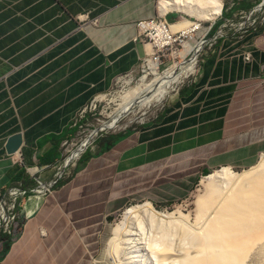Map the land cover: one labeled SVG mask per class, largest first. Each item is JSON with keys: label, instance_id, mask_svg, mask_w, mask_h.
<instances>
[{"label": "crops", "instance_id": "1", "mask_svg": "<svg viewBox=\"0 0 264 264\" xmlns=\"http://www.w3.org/2000/svg\"><path fill=\"white\" fill-rule=\"evenodd\" d=\"M221 2V15L207 29L213 48L173 98L137 127L99 135L69 178L41 192L55 178L60 144L75 135L79 111L152 54L135 26L161 15L160 5L0 0V200L18 191L11 233H0V264H89L99 230L131 201L177 202L212 170L258 163L263 0ZM82 14L89 20L78 19ZM178 14L168 12L166 20L175 23ZM14 134L21 146L8 155L5 143Z\"/></svg>", "mask_w": 264, "mask_h": 264}, {"label": "bare ground", "instance_id": "2", "mask_svg": "<svg viewBox=\"0 0 264 264\" xmlns=\"http://www.w3.org/2000/svg\"><path fill=\"white\" fill-rule=\"evenodd\" d=\"M159 5L161 15L175 11L210 22L219 15L222 2L160 0ZM169 29L171 33L190 35L195 24L186 20L170 24ZM199 45L185 42L176 56L184 60L194 52L192 58L175 63L163 73L158 71L156 61L145 63L144 75L133 89L153 88L155 94L142 115L152 105L176 94V87L195 72ZM124 107L118 106L110 121L100 123L90 136L99 130L116 131L132 123L134 119L120 124L128 116ZM200 185L193 219L180 209L158 211L148 202L125 210L106 242L111 264H264V154L248 170L236 173L231 168H221L204 177Z\"/></svg>", "mask_w": 264, "mask_h": 264}, {"label": "rangeland", "instance_id": "3", "mask_svg": "<svg viewBox=\"0 0 264 264\" xmlns=\"http://www.w3.org/2000/svg\"><path fill=\"white\" fill-rule=\"evenodd\" d=\"M157 1L159 4L160 0H157ZM178 16H182L183 18L182 17H181L182 19L179 18V21H176L175 23L187 20V21H191L193 24H195V31H193L190 35L182 32L184 37L186 36L184 39L183 38L182 39L184 40L183 45L185 42H188V41L195 44V45L200 44L199 50L196 53V67H197L200 58L203 56V53L205 51L207 52L208 49L213 48L214 42L216 41L212 38V36L210 35V32H208L207 35L205 37H203L204 34L206 33L207 29L210 27V25L213 21L209 22V21L199 20L198 18L187 16V15L182 14V13L178 14ZM79 18H80V20H82V22H86L89 20L88 18L85 17L84 14H82L81 17L78 16V19ZM175 18H176V15H174V14H171L169 16L170 21L175 20ZM175 23H171V24H175ZM236 23L237 22L235 21L232 24L234 26H236ZM183 45L180 46L179 43L177 42L174 46H172L171 48L165 50L163 53L160 54L159 61L158 62L156 61L158 63V71L160 73L165 72L169 67H171L175 63L187 62L192 58V56L194 55V52L188 54L184 60H183V58H179L178 56H176V54L178 52L183 50ZM143 64L144 63L142 60V62L139 64L137 70L135 72H133L132 74H130L129 77H127L125 79L118 80L114 84V86L110 90V92L104 94V96H102V97H99V98L97 97V98L91 100L87 104V107H86V110L84 113V118L81 121V123L88 125V128H87L88 131L84 135L89 134V132H92L93 130H97V128L101 125L100 123L110 121V119H111L110 115H112V113H114V111L116 109H118V106H121V105H122V107L125 106L124 107L125 108L124 113L126 115H128L120 121V124H123L124 122H127L130 119H134V121L132 123L128 124L126 127L120 128L116 131L99 130L98 131L99 135L109 134V133H113V132L119 133V132H123L129 128L137 127L139 122H141L143 119L148 118L150 116V114H152L154 112V110L159 108V106L161 104L152 105L151 107H149L145 111V114H143V115L141 114L150 105V103H152L153 98H154V94H155V90L153 88H151V89L149 88L148 90H143V91L133 89V88H135L136 85H138L140 83V78L144 75L143 68L145 67V65H143ZM147 78H150V76H148ZM187 78H185L183 80V82ZM181 84H179L176 88L178 89ZM177 89H176V91H177ZM173 96H171L170 98H173ZM132 97H134V98L136 97V99H134ZM129 99L132 100V102ZM135 100L139 104L138 103L136 104ZM133 101H134V103H133ZM128 102H129V104H128ZM165 102L166 101H163L162 104ZM133 104H135L136 106H134ZM126 108H128V110ZM130 108H131V110H129ZM76 131H77V129H76ZM83 138H84V136H82L81 139H83ZM92 150H95V146L93 147ZM74 168L75 167L71 168L70 176L73 174ZM219 169L220 168L215 169V170L218 171ZM231 169H232V171H234L236 173H241L245 170H248V168H244V169L231 168ZM215 170H212L207 175H204L203 178L214 173ZM203 178L199 179V181L196 183L195 187L193 188L191 194L185 199L179 200L177 202L168 203V204H158V203L151 202L149 200L136 199V200H133L130 203H128L122 210L118 211L116 214H114L113 216L108 218L106 226L103 229L99 230L98 243L96 245H94L90 251L91 257L89 260L90 261L89 264H111V261L107 257V252H106V250H107L106 244L107 243L106 242H107V239L109 237H111L112 226L117 225L122 220V217L125 213V210H127L128 208H131L134 206H140V205L144 204L146 201H149L153 205V207L158 211L173 212L177 209H180L183 211L184 214H190L189 215L190 219H193L194 211L196 209L195 203L197 201V197L199 195H201V188L202 187L200 185V180H202Z\"/></svg>", "mask_w": 264, "mask_h": 264}, {"label": "built area", "instance_id": "4", "mask_svg": "<svg viewBox=\"0 0 264 264\" xmlns=\"http://www.w3.org/2000/svg\"><path fill=\"white\" fill-rule=\"evenodd\" d=\"M260 5H264V0ZM252 13L253 12L251 11L250 14ZM166 14L158 15L151 19L140 20L136 22L135 27L137 32V38L141 41L142 44H147L151 46L153 50L152 54H150L149 57L143 59L144 65L145 63H147L148 60L158 62L160 54L174 46L177 42L180 46L183 45V39L186 36L184 37L181 32L171 33L169 31V26L171 23L166 20ZM261 14L262 16L259 20L264 21V13ZM220 15L221 11L218 16ZM250 23L251 25H254L256 24V20L252 19ZM207 33L208 31L204 34L203 37H205ZM245 59H249L248 54L246 55ZM129 76L130 74L123 76L120 78V80L125 79ZM86 107L87 106L80 110L75 119L73 120V126L77 129L75 135L70 139L63 140L60 144L61 157L58 165L55 167L54 180H51L49 185H42L41 188H43V190H41V192H46L49 187L54 186L59 180L69 177L71 174V168L75 167L80 156L87 151H91L95 146V140L99 135L98 132L93 137L90 136L91 132H89V134L87 135H84L88 131V125L81 123L82 119L84 118ZM82 136H84L83 139H81ZM17 194L18 191L16 190L11 191L9 192V200L5 198H2L0 200V233H11V229L15 221V203Z\"/></svg>", "mask_w": 264, "mask_h": 264}, {"label": "water", "instance_id": "5", "mask_svg": "<svg viewBox=\"0 0 264 264\" xmlns=\"http://www.w3.org/2000/svg\"><path fill=\"white\" fill-rule=\"evenodd\" d=\"M21 146V136L20 134H14L10 136L5 143V151L8 155H13L19 151Z\"/></svg>", "mask_w": 264, "mask_h": 264}]
</instances>
